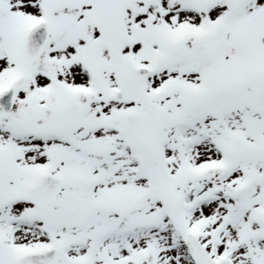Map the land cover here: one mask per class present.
Wrapping results in <instances>:
<instances>
[{
  "label": "snow or ice",
  "instance_id": "obj_1",
  "mask_svg": "<svg viewBox=\"0 0 264 264\" xmlns=\"http://www.w3.org/2000/svg\"><path fill=\"white\" fill-rule=\"evenodd\" d=\"M0 264H264V0H0Z\"/></svg>",
  "mask_w": 264,
  "mask_h": 264
}]
</instances>
